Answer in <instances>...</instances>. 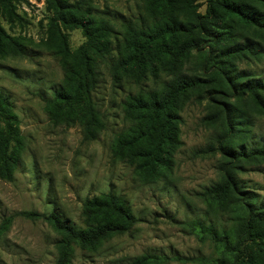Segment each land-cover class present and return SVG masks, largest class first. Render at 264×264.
<instances>
[{
	"label": "rangeland",
	"instance_id": "obj_1",
	"mask_svg": "<svg viewBox=\"0 0 264 264\" xmlns=\"http://www.w3.org/2000/svg\"><path fill=\"white\" fill-rule=\"evenodd\" d=\"M83 1L99 15L114 19L115 33L110 39L116 57L125 44L123 24L145 28L149 23L144 0ZM195 4L198 12H206V0H195ZM13 5L6 7L0 0V25L22 51L0 52V94L11 101L20 119L22 145L16 153L14 179L0 178V226L13 216L0 235V264H55L58 260L61 233L49 222L20 212H54L85 228L83 202L109 192L130 206L138 223L130 232L113 235L93 248L76 247L71 264H132L143 255L159 258L148 264H213L218 250L188 226L197 220L225 227L231 224L228 213L203 197L207 188L223 179L226 161L219 149L221 123L208 119L211 114L212 119L218 116L211 105L221 107L227 102L242 110L248 123L243 142L250 147L264 145V111L250 94L213 105L205 88L194 91L179 111L180 145L170 165L147 173L139 162L118 156L115 148L137 125L127 102L132 96L160 91L172 78L167 67L158 63L143 79L122 73L115 80L111 65L100 63L94 95L105 126L91 138L79 124L54 119L43 100L66 78L59 51L49 37L52 12L47 0H17ZM236 31V43L255 50L236 60V70L264 84V29ZM63 32L73 54L85 37L80 29ZM201 68L199 53L193 50L183 72L200 75ZM242 163L241 185L255 192L258 204L264 206V160Z\"/></svg>",
	"mask_w": 264,
	"mask_h": 264
},
{
	"label": "trees",
	"instance_id": "obj_2",
	"mask_svg": "<svg viewBox=\"0 0 264 264\" xmlns=\"http://www.w3.org/2000/svg\"><path fill=\"white\" fill-rule=\"evenodd\" d=\"M15 1L4 0V4L12 8ZM47 3L52 12L49 37L66 72L64 84L43 99L54 119L77 123L87 136L95 138L105 126L94 95L100 63L111 65L115 80L122 73L140 80L158 63L167 67L172 78L165 81L160 91L146 97L132 96L127 102V110L134 115L137 125L128 137L118 140L115 148L118 156L139 162L147 173L170 165V158L180 145L179 111L194 91L205 88L213 105L221 99L250 94L255 105L264 111V84L239 73L235 66L239 57L255 51L249 44L236 43V30L264 29V0H206L204 14L198 12L195 0H144L149 23L145 28L131 22L123 24L125 44L117 57L110 39L115 33L114 19L99 15L83 0ZM6 7L3 9L7 10ZM68 29H80L85 37L73 54L63 32ZM20 50L0 25V52ZM193 50L199 53L200 75L183 72ZM224 103L221 107L211 105L218 116L208 117L213 123H221L219 149L226 158L223 179L207 188L203 197L228 213L231 224L225 227L197 220L188 226L201 241H210L218 250L213 264H264V206L258 204L255 192L241 185L238 178L243 161L264 160V145L244 144L248 125L245 115L235 104ZM21 145L20 119L11 101L0 94L1 179H14L16 153ZM19 215L32 220L41 218L61 233L55 264H71L76 247L85 250L98 246L113 235L130 232L139 221L130 206L112 192L83 202L82 215L88 223L85 228L68 223L54 212L23 211ZM12 220L13 216L0 226V235ZM155 259L159 258L143 255L132 264H148Z\"/></svg>",
	"mask_w": 264,
	"mask_h": 264
}]
</instances>
